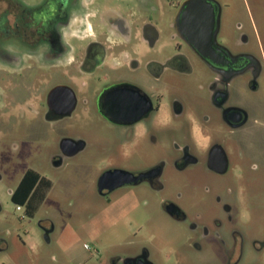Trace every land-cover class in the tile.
Returning a JSON list of instances; mask_svg holds the SVG:
<instances>
[{"label":"flooded vegetation","instance_id":"flooded-vegetation-1","mask_svg":"<svg viewBox=\"0 0 264 264\" xmlns=\"http://www.w3.org/2000/svg\"><path fill=\"white\" fill-rule=\"evenodd\" d=\"M108 1L0 0V74L16 73L27 61L56 70L63 78L44 95L47 121L75 117L84 126L118 130L123 164L106 169L96 184L107 202L119 190L140 187L160 195L177 193L173 198L192 189L211 195L215 179L231 175L245 192L248 172L264 174V163L240 139L242 132L264 126V105L258 112L253 108L255 94L262 90L264 60L249 49L250 30L220 0L193 4L179 25L178 14L189 0H114L122 4L121 10L107 6ZM159 1L174 10L165 25L156 17ZM143 47L147 56L140 57ZM74 141L75 155L86 150L85 140ZM65 156L60 143L53 164H61ZM110 171L126 172L136 180L118 188L107 181L101 190L100 179ZM216 202L212 227L204 210L195 212L190 242L199 251L206 243H216L240 257L247 238L238 221L250 219L253 207L249 211L239 200L231 205L221 196ZM161 208L176 222L191 217L175 199H163ZM225 223L230 233L224 232ZM249 243V249L264 251V237H252ZM99 264L154 262L143 248Z\"/></svg>","mask_w":264,"mask_h":264},{"label":"rangeland","instance_id":"rangeland-1","mask_svg":"<svg viewBox=\"0 0 264 264\" xmlns=\"http://www.w3.org/2000/svg\"><path fill=\"white\" fill-rule=\"evenodd\" d=\"M220 1L228 3L244 29L250 30L253 41L249 49L264 60V0ZM105 4L123 9L114 0ZM155 6L160 24L172 21L174 10L164 1ZM229 23L228 33L233 26L232 21ZM146 54L143 47L140 57ZM62 78L58 71L42 70L28 61L16 73L0 74V264H99L143 248L149 250L154 264H264V251L249 249L252 237H264L263 172L256 171L254 176L248 172L245 192L242 186H235L231 175L215 179L211 195L192 189L173 198L177 193L160 195L140 187L119 190L112 202H107L99 196L96 184L106 169L123 164L120 133L100 124L84 126L75 117L58 123L47 121L42 111L44 95ZM260 83L262 90L253 102L257 112L264 105V75ZM63 139H83L87 147L78 155L63 157L55 166ZM240 139L246 151L264 163V126L242 132ZM28 170L52 182L33 217L27 216L24 207L18 211L11 201L12 192ZM217 196L231 205L239 200L248 210L253 207L250 219L238 221L247 238V250L240 257L227 254L216 243H206L199 251L190 242L191 223L197 222L193 216L198 208L207 213L205 219L212 227L211 211L217 212ZM163 199L178 201L191 216L189 221L176 222L168 217L161 208ZM49 228L52 232L47 242L45 230ZM224 228V232H231L227 223Z\"/></svg>","mask_w":264,"mask_h":264},{"label":"trees","instance_id":"trees-1","mask_svg":"<svg viewBox=\"0 0 264 264\" xmlns=\"http://www.w3.org/2000/svg\"><path fill=\"white\" fill-rule=\"evenodd\" d=\"M51 186L50 180L34 170H28L13 192L11 200L16 206L25 207L27 216L33 217Z\"/></svg>","mask_w":264,"mask_h":264},{"label":"water","instance_id":"water-1","mask_svg":"<svg viewBox=\"0 0 264 264\" xmlns=\"http://www.w3.org/2000/svg\"><path fill=\"white\" fill-rule=\"evenodd\" d=\"M201 2V0H189L183 3L180 12L177 17V23L178 25L185 22L186 17V11L188 8H190L193 4ZM178 31L180 34L184 33V30L178 26ZM62 148L67 156H73L76 154V151L78 150V147L74 140L66 139L62 141ZM131 174H128L126 172L122 171H110L105 173L101 179H100V185L105 184L107 181L113 182L112 188H118L122 185H124L126 182L129 181H135L136 179ZM104 188V185H101L100 189L102 190ZM50 233L48 232L45 234V239L47 242H50L49 239Z\"/></svg>","mask_w":264,"mask_h":264},{"label":"built area","instance_id":"built-area-1","mask_svg":"<svg viewBox=\"0 0 264 264\" xmlns=\"http://www.w3.org/2000/svg\"><path fill=\"white\" fill-rule=\"evenodd\" d=\"M22 207H23V206H18L17 210H18V211H21V210H22V209H21ZM24 208H25V207H24Z\"/></svg>","mask_w":264,"mask_h":264}]
</instances>
